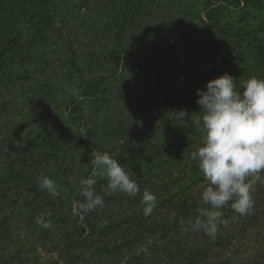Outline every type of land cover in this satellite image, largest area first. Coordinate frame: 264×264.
<instances>
[{"label": "rangeland", "instance_id": "1", "mask_svg": "<svg viewBox=\"0 0 264 264\" xmlns=\"http://www.w3.org/2000/svg\"><path fill=\"white\" fill-rule=\"evenodd\" d=\"M39 1L48 19L13 27L22 40L0 69V263L264 264V184L247 215L222 209L215 239L179 224L209 186L190 157L203 141L197 90L224 73L238 91L264 80V0ZM97 153L140 193H110L96 177L104 206L74 214ZM145 190L157 197L147 216ZM44 214L50 229L35 222Z\"/></svg>", "mask_w": 264, "mask_h": 264}, {"label": "clouds", "instance_id": "2", "mask_svg": "<svg viewBox=\"0 0 264 264\" xmlns=\"http://www.w3.org/2000/svg\"><path fill=\"white\" fill-rule=\"evenodd\" d=\"M236 78L224 73L206 82L197 90L201 113L192 123L203 136L202 146L191 152L207 186L200 193L197 215L179 224L187 231L203 230L215 239L218 226L226 224L222 209L231 202L237 216L247 215L253 208L252 192L257 182L264 184V80L251 77L237 90ZM73 95L77 90L72 91ZM185 122L189 114L181 109L176 112ZM94 171L80 181V192L85 202L79 203L74 214L88 213L104 206L102 196L94 191L96 177L107 179L111 192H120L129 197L140 193L136 180L130 177L125 167L108 153H97L93 160ZM38 187L50 195H58L60 188L54 180L41 176ZM108 193V194H110ZM143 214L150 215L157 205L155 194L145 190L140 201ZM44 229L53 227L47 215L35 218Z\"/></svg>", "mask_w": 264, "mask_h": 264}, {"label": "trees", "instance_id": "3", "mask_svg": "<svg viewBox=\"0 0 264 264\" xmlns=\"http://www.w3.org/2000/svg\"><path fill=\"white\" fill-rule=\"evenodd\" d=\"M38 2L39 6L34 3L28 5L26 0H0V69L10 65V62L7 61L8 58H6L8 55L6 49L9 47L10 43L12 41L17 42L22 40L21 37L18 36L17 29H13V27L18 28V26L25 23L26 21L31 23L37 22L35 19L36 17L39 18L38 21L42 20L43 18L48 19V16H46L47 13L45 12L46 9L44 8V3H41L39 0ZM8 4H20L21 7L18 5L8 8V6H6ZM30 10H33V12L29 13ZM194 174L195 173H193V175ZM79 197L80 192H74V201H76V206L80 203ZM180 205L183 208L186 207L185 203H180ZM69 209L71 210V207H69ZM176 212H178V209H176Z\"/></svg>", "mask_w": 264, "mask_h": 264}]
</instances>
